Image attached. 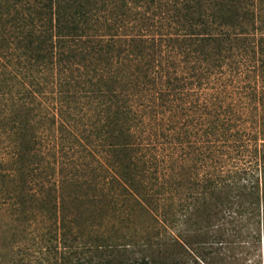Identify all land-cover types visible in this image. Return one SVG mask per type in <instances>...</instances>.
<instances>
[{
  "label": "trees",
  "instance_id": "16d2710c",
  "mask_svg": "<svg viewBox=\"0 0 264 264\" xmlns=\"http://www.w3.org/2000/svg\"><path fill=\"white\" fill-rule=\"evenodd\" d=\"M235 198L263 211L264 0H0V264H167L93 261L70 228Z\"/></svg>",
  "mask_w": 264,
  "mask_h": 264
},
{
  "label": "rangeland",
  "instance_id": "374dc122",
  "mask_svg": "<svg viewBox=\"0 0 264 264\" xmlns=\"http://www.w3.org/2000/svg\"><path fill=\"white\" fill-rule=\"evenodd\" d=\"M87 161L90 168L96 164V160ZM256 176L260 177V172L257 171ZM232 202L230 209L200 211L201 216L207 215L211 221L201 220L197 226L183 223L193 213L192 210L185 212V208L173 211L170 223L156 224L152 219L160 218L158 213L120 210L112 205L105 208L90 206L78 212L89 221L80 225V233L76 234L78 227H72L69 234L71 238L78 237L74 243L76 249L84 246L83 251H89L86 258L93 261L102 251L136 259L159 256L167 264H264V208L262 211V207L252 206L251 211L243 213L244 206L236 204L241 203V199L235 198ZM186 235L199 237L188 239ZM25 246L30 248L27 243ZM55 246L58 254H43V250L41 253L26 251L30 255L22 264H61L59 253L63 251L62 246ZM73 260L71 257L64 261Z\"/></svg>",
  "mask_w": 264,
  "mask_h": 264
}]
</instances>
